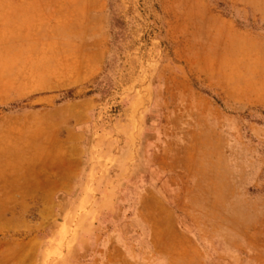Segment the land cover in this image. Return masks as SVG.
I'll list each match as a JSON object with an SVG mask.
<instances>
[{
    "label": "rangeland",
    "instance_id": "obj_1",
    "mask_svg": "<svg viewBox=\"0 0 264 264\" xmlns=\"http://www.w3.org/2000/svg\"><path fill=\"white\" fill-rule=\"evenodd\" d=\"M248 1L0 0V264H264Z\"/></svg>",
    "mask_w": 264,
    "mask_h": 264
},
{
    "label": "crops",
    "instance_id": "obj_2",
    "mask_svg": "<svg viewBox=\"0 0 264 264\" xmlns=\"http://www.w3.org/2000/svg\"><path fill=\"white\" fill-rule=\"evenodd\" d=\"M255 1V0H254ZM222 2H225L226 4H228L229 6H237V7H246L248 8L249 10H253L255 9V4L248 1V0H222ZM256 4L259 6V7H262L263 4L261 2H257L255 1ZM241 5V6H240ZM221 18L225 21H229L232 26L234 27L235 30H237L238 32H244L246 30H243L242 28H240V26H238V23L237 21L235 20L234 16H221ZM243 104H246V105H256V106H263L264 105V100H261V99H257L256 101L254 102H251V101H246L244 102ZM189 216V215H188ZM190 218V217H188ZM192 248L190 247V250L192 251L193 249V245H191ZM194 248H195V245H194Z\"/></svg>",
    "mask_w": 264,
    "mask_h": 264
},
{
    "label": "bare ground",
    "instance_id": "obj_3",
    "mask_svg": "<svg viewBox=\"0 0 264 264\" xmlns=\"http://www.w3.org/2000/svg\"><path fill=\"white\" fill-rule=\"evenodd\" d=\"M263 87H264V86H263ZM263 87H262V88H263ZM262 91H263V90H262ZM263 92H264V91H263ZM262 94H263V93H262ZM263 95H264V94H263ZM23 257H24V256H23ZM16 260H17V259H16Z\"/></svg>",
    "mask_w": 264,
    "mask_h": 264
}]
</instances>
